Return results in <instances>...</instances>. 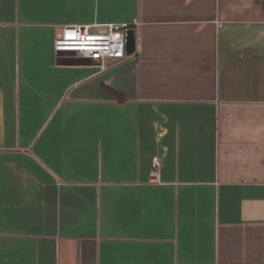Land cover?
<instances>
[{
  "label": "crops",
  "instance_id": "0c3cea01",
  "mask_svg": "<svg viewBox=\"0 0 264 264\" xmlns=\"http://www.w3.org/2000/svg\"><path fill=\"white\" fill-rule=\"evenodd\" d=\"M0 264H264V0H0Z\"/></svg>",
  "mask_w": 264,
  "mask_h": 264
},
{
  "label": "built area",
  "instance_id": "2783aa9c",
  "mask_svg": "<svg viewBox=\"0 0 264 264\" xmlns=\"http://www.w3.org/2000/svg\"><path fill=\"white\" fill-rule=\"evenodd\" d=\"M131 20L109 21L104 30H91L89 24H66L53 40V50L57 53H72L80 57L99 60L103 65L106 59H123L125 53L126 29L138 24ZM150 177L158 179L160 160L154 156L150 162Z\"/></svg>",
  "mask_w": 264,
  "mask_h": 264
},
{
  "label": "water",
  "instance_id": "95a60500",
  "mask_svg": "<svg viewBox=\"0 0 264 264\" xmlns=\"http://www.w3.org/2000/svg\"><path fill=\"white\" fill-rule=\"evenodd\" d=\"M135 50V30L133 27L126 29L125 33V53L130 55ZM73 53V51H70Z\"/></svg>",
  "mask_w": 264,
  "mask_h": 264
},
{
  "label": "trees",
  "instance_id": "16d2710c",
  "mask_svg": "<svg viewBox=\"0 0 264 264\" xmlns=\"http://www.w3.org/2000/svg\"><path fill=\"white\" fill-rule=\"evenodd\" d=\"M106 89L109 90L113 94H119L115 89H113L111 87H106Z\"/></svg>",
  "mask_w": 264,
  "mask_h": 264
},
{
  "label": "rangeland",
  "instance_id": "374dc122",
  "mask_svg": "<svg viewBox=\"0 0 264 264\" xmlns=\"http://www.w3.org/2000/svg\"><path fill=\"white\" fill-rule=\"evenodd\" d=\"M105 28H102V29H100V30H104ZM91 30H93V29H91Z\"/></svg>",
  "mask_w": 264,
  "mask_h": 264
}]
</instances>
